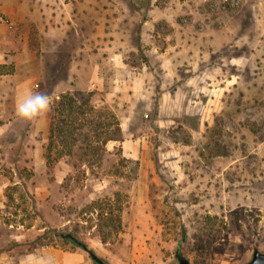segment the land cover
I'll use <instances>...</instances> for the list:
<instances>
[{"label": "rangeland", "instance_id": "obj_1", "mask_svg": "<svg viewBox=\"0 0 264 264\" xmlns=\"http://www.w3.org/2000/svg\"><path fill=\"white\" fill-rule=\"evenodd\" d=\"M211 1L214 11L194 6L205 22L179 14L178 30L162 23L152 42L136 25L130 46L101 63L102 82L64 87L90 103L51 171L32 123L1 142L0 264L46 246L95 264L68 234L108 264H179L178 251L191 264H246L264 253V0ZM152 50L169 52L167 80ZM111 114L122 141L105 144Z\"/></svg>", "mask_w": 264, "mask_h": 264}, {"label": "crops", "instance_id": "obj_2", "mask_svg": "<svg viewBox=\"0 0 264 264\" xmlns=\"http://www.w3.org/2000/svg\"><path fill=\"white\" fill-rule=\"evenodd\" d=\"M159 1L0 0V16L4 18V22H0V154L3 152L1 142L10 136L14 144V129L22 127V121L15 116V101L23 90L32 89L57 97L68 91L64 90L66 87L69 91L94 87L103 81L101 63L107 64L108 58L115 61L119 57L116 51L130 46L136 25L140 43H148L159 35L158 26L162 23L178 30L179 14L190 13L194 24L205 22V17L194 9L202 0ZM218 21L221 19L207 20L206 31ZM186 28L188 32L190 28ZM150 53L164 59L159 69L166 72L167 80L169 74L177 70L164 58L169 52L152 50ZM148 70L155 73L158 68L154 64ZM152 73L147 77L153 80ZM143 77L135 76V83L143 81ZM50 127L49 111L46 117L33 122L27 132L34 137L42 136L45 142L49 139ZM11 148L14 153V146ZM11 157L14 158V154ZM38 164L47 167L43 148ZM3 193L0 186V208ZM18 264H88V260L77 250L46 246L22 256Z\"/></svg>", "mask_w": 264, "mask_h": 264}, {"label": "trees", "instance_id": "obj_3", "mask_svg": "<svg viewBox=\"0 0 264 264\" xmlns=\"http://www.w3.org/2000/svg\"><path fill=\"white\" fill-rule=\"evenodd\" d=\"M80 94H64L59 97L58 102H56L53 106H51L50 117H51V127H50V135L48 139V146L45 150V160L46 166L49 171L54 168V165L58 162L59 157L63 155L62 151L56 150L58 149V145L65 141L68 136H73L76 131V122L82 116H86L84 108L89 106L90 100H86L85 102L79 104L77 98ZM91 110H94L91 108ZM112 118L115 123L113 124V130L111 133H108L107 138L105 139V144L109 141L121 142L122 141V130L120 127V123L118 122L116 116L114 114L108 115ZM56 154V157L53 155ZM119 228L121 225L118 226ZM67 242L74 243L69 239H64Z\"/></svg>", "mask_w": 264, "mask_h": 264}, {"label": "clouds", "instance_id": "obj_4", "mask_svg": "<svg viewBox=\"0 0 264 264\" xmlns=\"http://www.w3.org/2000/svg\"><path fill=\"white\" fill-rule=\"evenodd\" d=\"M52 106L50 95L25 89L17 95L15 101V116L23 122H38L47 116Z\"/></svg>", "mask_w": 264, "mask_h": 264}, {"label": "water", "instance_id": "obj_5", "mask_svg": "<svg viewBox=\"0 0 264 264\" xmlns=\"http://www.w3.org/2000/svg\"><path fill=\"white\" fill-rule=\"evenodd\" d=\"M62 238L71 240L78 248L85 251L95 264H108L74 236L68 234L62 236ZM176 258L179 264H191L188 259L180 255L179 251L176 253ZM246 264H264V253L260 252L259 250H254L251 260Z\"/></svg>", "mask_w": 264, "mask_h": 264}, {"label": "built area", "instance_id": "obj_6", "mask_svg": "<svg viewBox=\"0 0 264 264\" xmlns=\"http://www.w3.org/2000/svg\"><path fill=\"white\" fill-rule=\"evenodd\" d=\"M203 1H204V3H206L208 10H210V11L215 10V4L211 0H203ZM222 5L224 7L235 8V7L239 6V1H237V0H223ZM0 22H4V18L2 15L0 16Z\"/></svg>", "mask_w": 264, "mask_h": 264}]
</instances>
